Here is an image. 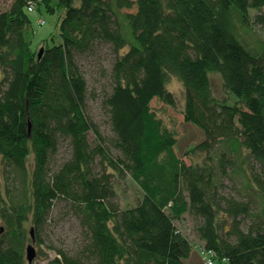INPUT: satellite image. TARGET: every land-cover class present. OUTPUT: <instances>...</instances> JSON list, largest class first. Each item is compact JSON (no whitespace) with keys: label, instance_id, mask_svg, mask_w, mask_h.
<instances>
[{"label":"trees","instance_id":"trees-1","mask_svg":"<svg viewBox=\"0 0 264 264\" xmlns=\"http://www.w3.org/2000/svg\"><path fill=\"white\" fill-rule=\"evenodd\" d=\"M40 5L64 10L60 42L42 43L41 57L28 14ZM262 30L264 0H13L0 13V264H29L30 231L41 244L57 202L70 204L84 241L75 256L59 250L54 264H184L194 249L205 264L202 253L214 264H264ZM98 46L116 55L104 100L110 140L86 114L79 65ZM172 77L184 89V121L206 134L184 155L204 154L201 163L177 156L178 133L152 107H177ZM62 141L72 156L53 171ZM243 150L259 167L243 176L259 212L224 193L236 159L243 173ZM114 172L138 186L135 205L120 207ZM187 215L195 243L179 226Z\"/></svg>","mask_w":264,"mask_h":264},{"label":"rangeland","instance_id":"rangeland-1","mask_svg":"<svg viewBox=\"0 0 264 264\" xmlns=\"http://www.w3.org/2000/svg\"><path fill=\"white\" fill-rule=\"evenodd\" d=\"M13 0H0V13L9 9ZM136 9L131 11L124 10L122 13H134ZM255 13V11H253ZM32 21V26L35 32L33 38V48L40 50L42 43L53 46L60 42L59 21L63 17L64 10L58 9L54 14L48 13L44 5L36 6L33 12L28 13ZM125 37L128 41L132 40L131 30L129 25L125 24ZM264 38V30L260 32ZM54 39V41H52ZM128 49V48H127ZM126 49V50H127ZM121 52V54H123ZM116 55L112 52L109 46H98L94 54H87L79 59V65L83 72L89 88L87 116L98 125L102 136L110 140L113 138V133L110 125L109 114L104 106V100L112 91L111 70ZM212 85L215 94L218 98L226 97L223 91L222 81L219 75H211ZM168 90L174 94L177 101V107L172 109L159 101H154L152 107L157 111L159 117L171 129L178 133V141L175 147V152L180 159H183L188 165L192 163L202 162L205 155L201 157H193V161L185 157V153L202 143L206 139L204 130L193 123L184 121L183 110L185 103V94L182 84L175 78H170ZM234 98V97H233ZM90 141L94 138L90 135ZM112 156H117L118 152L110 147ZM216 151L215 155H218ZM214 155V156H215ZM72 156V151L68 141H62L59 147L58 154L51 162L53 171H57L63 163L68 161ZM248 152L242 151L243 173L239 167L240 159L235 160L234 168L229 171L230 175L224 179V193L229 197H233L239 201L251 200L255 205V212H259V207H256V197L253 194H247L244 186L246 181L243 176L251 171H258V166L255 162L248 159ZM31 164V160L29 161ZM95 170L102 171L101 160L98 159L95 163ZM110 171V170H109ZM113 179L114 186L117 192V200L121 208L133 206L141 197V191L133 182L129 175L123 176L117 172ZM0 179L4 186L6 179L3 172L0 173ZM253 185V184H252ZM248 196V197H247ZM250 220H247V224ZM193 220L187 215L184 221L179 226L183 233L190 238L194 243ZM42 243H36L37 258L34 264H54L53 261L58 257V251L62 250L71 256H75L79 251L84 241V232L81 227L78 217L72 212L70 204L66 202H57L54 206L52 219L47 224L45 231L40 234ZM31 244V243H30ZM193 252H196L194 249ZM200 254V253H199ZM200 256V255H199ZM202 259V257H200ZM207 264V260H206Z\"/></svg>","mask_w":264,"mask_h":264},{"label":"water","instance_id":"water-1","mask_svg":"<svg viewBox=\"0 0 264 264\" xmlns=\"http://www.w3.org/2000/svg\"><path fill=\"white\" fill-rule=\"evenodd\" d=\"M43 51H44L43 48L39 51V57L42 56ZM30 235L32 238V244L27 247V260H28L29 264H33V262L35 261V259L37 257V252H36V249L34 246V244H35L34 229H31Z\"/></svg>","mask_w":264,"mask_h":264},{"label":"crops","instance_id":"crops-1","mask_svg":"<svg viewBox=\"0 0 264 264\" xmlns=\"http://www.w3.org/2000/svg\"><path fill=\"white\" fill-rule=\"evenodd\" d=\"M200 257L201 256H199V253L197 251L192 252L190 257L185 260L184 264H205Z\"/></svg>","mask_w":264,"mask_h":264},{"label":"built area","instance_id":"built-area-1","mask_svg":"<svg viewBox=\"0 0 264 264\" xmlns=\"http://www.w3.org/2000/svg\"><path fill=\"white\" fill-rule=\"evenodd\" d=\"M202 255L205 256V261L207 260V264H214V262L212 261L211 254L206 256L204 253H202Z\"/></svg>","mask_w":264,"mask_h":264}]
</instances>
